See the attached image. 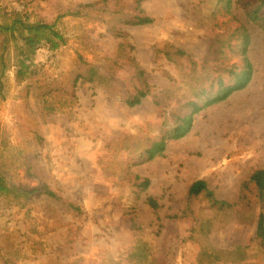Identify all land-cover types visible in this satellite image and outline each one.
Here are the masks:
<instances>
[{
	"label": "rangeland",
	"instance_id": "1",
	"mask_svg": "<svg viewBox=\"0 0 264 264\" xmlns=\"http://www.w3.org/2000/svg\"><path fill=\"white\" fill-rule=\"evenodd\" d=\"M126 1L123 13L94 22L59 16L97 14L102 0H0L69 32L58 50L39 51L36 76L20 83L12 68L5 77L0 170L29 197L0 194V264H264L256 223L238 222L233 211L222 212L221 225L209 233L200 230L209 215L203 205L195 216L171 217L195 179L233 201L241 183L264 167V32L237 6L252 32L251 82L199 112L186 135L137 164L161 124L176 119L175 104L167 112L156 105L162 87L180 77L166 53L186 50L199 60L221 53L210 29L217 0ZM144 16L154 21H130ZM77 21L82 28L72 29ZM129 56L146 69L149 89L134 107L117 95L132 79ZM94 65L109 85L87 79ZM134 174L150 186L139 192ZM149 196L160 204L157 213ZM138 238L152 246L144 263L131 254Z\"/></svg>",
	"mask_w": 264,
	"mask_h": 264
},
{
	"label": "trees",
	"instance_id": "2",
	"mask_svg": "<svg viewBox=\"0 0 264 264\" xmlns=\"http://www.w3.org/2000/svg\"><path fill=\"white\" fill-rule=\"evenodd\" d=\"M133 1L140 4L144 0ZM127 2L102 0V6L95 11L97 14H84L82 11L72 10L59 17L63 21L67 14L78 19L86 15L92 17L94 22L98 19L105 21L123 13ZM237 6L244 11L249 22L264 32V0L216 1L210 14V29L218 45L216 51L221 53V57L216 59L206 56L199 60L186 50L166 53L170 62L176 65L180 77L172 76L170 83L162 87L156 97V105L158 109L167 112L166 107L175 104L176 119L172 123L164 121L161 124L160 131L152 137L154 143L151 144L147 156L137 164L148 161L162 152L168 140L186 135L192 129L195 116L199 112L226 100L232 93L245 88L251 82L255 72L249 53L252 32L238 15ZM133 19L130 21L134 24L154 21L150 16ZM82 26L77 21V24L70 27L81 29ZM68 33V29L61 28L57 22L33 19L27 11L10 10L0 5V100L7 97L5 77L12 68L16 69V79L20 83L36 76L39 73L36 62L39 51L43 48L58 50L68 43ZM127 59L132 79L118 89L117 95L128 106L134 107L142 103L149 93L147 71L134 57L129 56ZM88 72L90 76L87 79L100 83L108 82L109 85L107 74L101 72L98 66L90 67ZM132 180L139 192L151 184L149 178L141 177L139 174H134ZM0 194L16 199L29 197V191L12 187L1 170ZM146 202L156 213L158 212L160 204L156 198L149 196ZM199 205H203L209 214L200 224L203 233H209L221 225L222 220L218 217L222 212L233 211L238 222L250 225L256 223L257 238L264 245V167L256 169L241 183L238 197L233 201L219 197L206 179H195L189 186L183 209L171 217L195 216ZM157 216L160 217L158 214ZM131 254L135 262L144 263L152 255V246L147 240L138 238Z\"/></svg>",
	"mask_w": 264,
	"mask_h": 264
}]
</instances>
